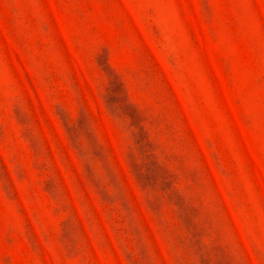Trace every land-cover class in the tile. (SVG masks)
Returning <instances> with one entry per match:
<instances>
[{"label":"rangeland","instance_id":"rangeland-1","mask_svg":"<svg viewBox=\"0 0 264 264\" xmlns=\"http://www.w3.org/2000/svg\"><path fill=\"white\" fill-rule=\"evenodd\" d=\"M0 264H264V0H0Z\"/></svg>","mask_w":264,"mask_h":264}]
</instances>
